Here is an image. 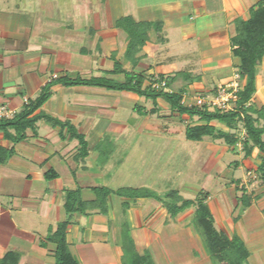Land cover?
<instances>
[{
    "label": "crops",
    "instance_id": "crops-1",
    "mask_svg": "<svg viewBox=\"0 0 264 264\" xmlns=\"http://www.w3.org/2000/svg\"><path fill=\"white\" fill-rule=\"evenodd\" d=\"M211 1L129 0L130 7L124 9L122 0H98L97 8L89 4L93 7L88 13L76 9L74 16L66 13L61 17L56 14L52 0H0V107L9 111L7 117H12L35 99L48 82L64 76H105L123 82L125 72H113L116 62L125 71L140 75L144 87L154 86L149 79L164 75L175 77L168 91H183V97L212 85L217 88L228 81L240 65V58L233 55L230 42L236 33L235 20L248 19L250 9L260 0H219L217 5ZM124 16H132L138 22L163 23L160 31L154 28L149 31V40L137 54L140 61L135 67L124 58L128 34L117 26V21ZM175 49L180 50L173 52ZM180 59H183L181 63ZM177 76L182 77V86L187 85L186 89H174ZM256 89L252 103L264 105V61L257 68ZM112 91L117 90L56 83L51 87L50 98L36 112L70 121L86 136L90 147L88 157L99 158L93 146L109 136L107 129H119L126 124L121 117L111 121L99 115L104 106L115 114L118 112L117 116H121L120 110L128 107V103L133 112L139 106L148 111L157 107V112L152 114L161 112L166 104L171 109L161 97L157 105L152 102L147 106L149 98L143 101L146 97L131 91ZM150 114L140 113L146 118ZM36 130L34 133L28 129L25 139L18 143L7 140L0 131V144L14 147V154L0 166V259L14 250L20 254L18 264H56V245L46 238L51 229L67 219L66 191L81 187L82 198L90 200L96 197L92 187L104 184L78 185L90 165L86 163L88 157L76 158L79 143L71 139L66 130L62 138L61 127L44 119L37 122ZM111 141L114 147L110 156L113 157L118 147L115 140ZM111 159L103 165L95 160L97 164L92 165L99 168L96 166L98 170L93 174L105 175L103 169ZM51 169L58 175L47 178V172L52 175ZM109 173L112 176L111 171ZM69 183L74 187L65 185ZM87 188L93 192L91 197H84ZM115 195L109 196L107 215L89 211L87 215L74 216L68 241L80 264H120L121 245L109 240L111 228L117 229L114 225L117 206L129 203L126 212L132 227L141 228L151 213L143 208L152 198L128 199ZM261 197L257 202L252 200L249 206L241 202L244 209L237 211L234 218V209H229L231 225L235 226L229 236L238 234L244 240L254 264L264 258V227L261 226L264 225V196ZM217 211L223 217L226 215L220 207ZM81 234V241L75 243ZM93 237L99 238L98 242L91 241Z\"/></svg>",
    "mask_w": 264,
    "mask_h": 264
},
{
    "label": "rangeland",
    "instance_id": "rangeland-1",
    "mask_svg": "<svg viewBox=\"0 0 264 264\" xmlns=\"http://www.w3.org/2000/svg\"><path fill=\"white\" fill-rule=\"evenodd\" d=\"M52 1L55 3L56 14L61 17L67 15L66 13L74 16L76 9L80 13L85 11L88 13L93 6H95L94 8L98 7V0H80L79 3L77 0ZM122 1L124 9L130 7L129 0ZM211 2L214 5L219 4V0ZM91 3L94 4L92 7L89 6ZM76 4L78 7L75 6ZM176 50L180 49H175L173 52ZM182 61L183 59H180L179 63ZM242 80L237 70L228 81H223L220 85L227 86L235 83L234 86L239 91L244 85ZM183 81L181 76H177L173 82L174 89H186L187 85L182 86ZM149 82H154V80L149 79ZM218 87L212 85L199 92H189L183 97V102L189 106L206 107L210 110L219 109L218 105L214 104ZM162 88L169 90L170 85ZM213 91L216 93L213 94ZM112 92L119 93V91ZM146 99L142 98L143 101ZM143 101L140 102L142 105L145 104ZM152 102L149 99L146 105H152ZM129 104L128 107L125 106L120 110L122 114L119 115L121 116H117L118 112L115 114L106 106L98 112L99 115L111 121H116L115 118L121 117V120L126 124L119 129H107L110 139L116 141L118 150L113 157H109V160L112 159L103 169L106 174H93L98 170L99 165H96L97 168L92 164L96 163L95 160L99 162V158L90 156L86 160V163L90 165L89 172L86 176L79 178L78 185L104 184L112 188L119 186L151 188L163 198V201L154 200V198L149 202L146 201L143 209L151 211V213L144 219L145 224L141 228L132 227L128 212L123 205L122 207L119 205L115 212L116 223L114 225L117 229L111 228L109 240L120 245L122 224L126 221L140 253L150 251L156 264H214L206 251L203 236L195 220L197 205L195 204L173 217L167 211L164 197L171 189H177L185 198L189 199H196L200 193L202 195L206 193V203L212 213L214 211L216 214L215 217L213 213L217 228L232 235L235 226L231 225L233 222L230 219L229 209H234L233 218L237 211H243L244 208L240 201L243 191L246 190L247 194L251 196V201L255 202L259 200L260 195L264 196V178L258 171L263 153L254 148L252 154L245 157L243 141L246 134L242 123H239L236 129H231L222 123H214L219 129L239 136L240 142L237 149L233 150L223 139L205 137L200 142L187 139L185 129L189 125L199 123L198 116L179 115L178 112L171 111L169 105L166 104L165 107H162L161 112L151 113L150 117L146 118L141 116L137 110L133 112ZM233 105L232 101L231 106L233 107ZM70 152L71 155L75 153L72 145ZM244 161L248 163L245 164ZM110 171L112 176L109 175ZM65 185L73 186L72 183ZM92 195L91 189H85L84 197ZM153 200L155 203H152ZM218 207L226 212L225 216L230 221L219 214ZM65 214L67 217L68 214ZM261 226L264 227L263 224ZM82 237L81 234L75 243L80 242ZM94 237L91 238V241L98 242L99 238L94 239ZM252 261L249 258L245 264H254ZM259 264H264L263 257L259 258Z\"/></svg>",
    "mask_w": 264,
    "mask_h": 264
},
{
    "label": "trees",
    "instance_id": "trees-1",
    "mask_svg": "<svg viewBox=\"0 0 264 264\" xmlns=\"http://www.w3.org/2000/svg\"><path fill=\"white\" fill-rule=\"evenodd\" d=\"M162 25L161 21L138 22L132 16H124L117 21V26L128 34V44L124 58L129 60L133 67L140 61V57H137V54L149 40V31L153 28L160 31ZM235 28L236 33L230 38L231 48L233 55L240 58L238 73L241 79L245 80V83L238 91V99L230 110H210L206 107L186 105L183 102V91H168L164 88L154 87L153 85L144 87L143 78L140 75L125 71L122 65L116 62L113 72H125V81L118 82L105 76H94L91 78L64 76L53 79L42 88L35 99L26 103L21 111L12 117H1L0 131L3 132L4 138L13 143H18L25 139L28 129L36 133L37 122L44 119L53 126L61 127L60 135L62 138H65L64 131L66 130L71 139H77L79 148L76 158L85 159L90 154L89 142L86 136L80 133L74 124L68 120L63 121L43 111H36L50 98L51 87L56 83H63L67 86H100L117 91L126 90L152 99L155 105H157V99L161 97L170 104L172 111L178 112L179 115L198 116L200 122L189 125L185 129L187 139L192 141H202L205 137L223 139L233 150L237 149V145L240 142L239 136L219 129L214 123H222L231 129H236L239 123H242L246 134L243 141L245 157L250 156L254 148H258L263 153L258 171L264 178V105L256 107L252 103L253 96L257 90V68L264 61V0L258 1L256 6L250 9L248 19L238 17L235 20ZM174 78L160 75L154 82L166 80V85H170ZM137 110L141 114L147 115L149 113H156L157 107L148 111L139 106ZM113 147L114 143L109 136H106L93 146V149L99 152V162L101 164H105L109 160ZM13 154L14 147L9 148L0 144V166ZM50 171H52V175L47 172V178H54L58 175L55 170L51 169ZM92 190L95 192L96 197L90 200L82 198L81 187L66 191L64 206L68 214L67 219L59 222L55 229H51L46 238L47 241L53 242L56 245V264H80L79 259L71 251L68 241L69 227L73 223V218L76 214L87 215L89 211H97L107 215L109 212L108 199L111 194L128 199H163L157 192L147 187L123 186L113 189L100 185L92 187ZM203 194L200 193L196 199H189L185 198L177 189H171L164 197V204L167 211L173 217L196 204L195 220L203 236L206 251L213 263L245 264L251 253L244 240L238 234L230 237L224 230L217 228L215 217L206 203V193ZM240 200L244 206H249L251 196L244 190ZM123 207L125 209L129 208V203L123 202ZM120 245L122 249L120 264H156L150 251H146L143 254L140 253L126 221L122 225ZM19 259V252L10 250L0 259V264H18Z\"/></svg>",
    "mask_w": 264,
    "mask_h": 264
},
{
    "label": "built area",
    "instance_id": "built-area-1",
    "mask_svg": "<svg viewBox=\"0 0 264 264\" xmlns=\"http://www.w3.org/2000/svg\"><path fill=\"white\" fill-rule=\"evenodd\" d=\"M158 78V77H157ZM156 78V79H157ZM154 87L161 88L166 86V82H154ZM235 83L228 84L227 86L220 85L218 87V94L215 97L214 104L218 105L219 109L222 110H230L232 109L231 102H235L238 99V91L236 89V86H234ZM230 87V88H227ZM228 89V90H227ZM9 115V111L6 110L4 107H0V117H7ZM1 214V209H0Z\"/></svg>",
    "mask_w": 264,
    "mask_h": 264
}]
</instances>
